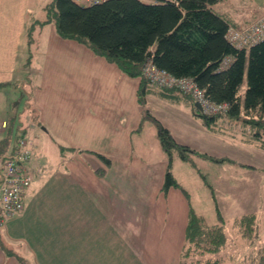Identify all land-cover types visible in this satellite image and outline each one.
Here are the masks:
<instances>
[{
  "label": "crops",
  "instance_id": "1",
  "mask_svg": "<svg viewBox=\"0 0 264 264\" xmlns=\"http://www.w3.org/2000/svg\"><path fill=\"white\" fill-rule=\"evenodd\" d=\"M79 3L89 5L84 1ZM213 9L226 19L231 27L240 29L264 14V0H221L213 6ZM21 11L16 26L19 30L23 29L25 7ZM17 14L19 15L20 11ZM34 21L35 18L32 23ZM4 22L6 21L1 17L0 26ZM37 30L43 37L50 33L58 40L60 38L51 24H46ZM21 33L20 30L18 37ZM60 45L64 57L71 56L72 59L78 60L77 56L74 57L78 53L76 43L62 41ZM78 45L81 47V44ZM46 54L51 55L47 52ZM32 57L33 55L26 63V69L30 68L32 72L28 76V81L34 88L31 91L27 90L29 93L27 102L29 103L33 98L30 115L37 119L32 123H37L40 130H35L33 126L29 129V125L20 122L17 131L19 135L15 142L12 144L9 135L7 140H0V148L8 154L15 147L17 139L23 137L32 145L30 161L33 157L38 158V166L35 170L30 168L34 173V179L24 196V211L9 220L6 227L0 230L2 244L0 264H179L185 250L184 235L188 203H185L184 224L180 231L175 226L179 224L170 223L169 228L163 226L164 220L172 218L176 220L177 215L173 204V211L168 212L171 203L161 189L164 180V161H162L164 152L159 140L156 139L155 143L159 150L155 161L144 158V156H153L152 153L138 151L136 154L131 143V135L140 125V118L126 117L118 108L114 117H109L108 112L103 110L102 117L99 118L100 113L93 111L94 103L89 104V109L84 111L85 104L73 99L76 91L79 90L78 92L81 93L87 87L84 86L83 78L78 77L77 73L76 81L78 79L79 85L60 86L61 98L53 103L52 89L48 95H44L50 75L45 70L44 73L39 71L40 80L35 81L37 75L35 70L31 69ZM80 57L82 58L80 64H83L84 56ZM107 63L106 60L105 62L100 60L96 65L107 68ZM16 65L12 67L13 72ZM113 67L114 84L120 81L125 84L133 81L132 94L136 91L137 95L140 79L137 78L138 81L128 79L115 65ZM61 74L68 76L66 72L60 71L59 75ZM103 74L105 73L93 76V82L99 81ZM148 93L169 103L182 105L193 115L190 102L173 95L175 93L165 94L155 86L148 87L146 96ZM133 104H136L135 108L138 111L135 95ZM89 114L92 119L90 126L78 125L76 116ZM104 114L106 117H103ZM2 124H6L5 121L0 123V127L4 128ZM240 125L245 130L246 125L243 122L220 118L216 124L218 128L214 131L225 136L226 129L240 128ZM106 126L112 128L115 133L123 131V135L115 136L114 150L103 151L104 143L101 145L99 140L86 138L82 141V130L85 131L83 134L88 136L91 133L97 135L100 131L104 133L103 140H109L106 136L108 133ZM168 130L171 133L169 128ZM248 130L251 138L242 137L239 143L263 149L252 137L253 131L251 134L250 129ZM13 131L14 129L11 128V133ZM29 133H31L30 138ZM172 136L177 137L174 133ZM175 140L179 142L177 138ZM89 141H94L96 147L88 145ZM179 143L187 145L189 140L186 143ZM119 148L125 151L120 153ZM93 152L110 160V165L104 167L103 173L97 172V169L103 166ZM149 185L148 193H144L141 186ZM131 190L137 194L141 191L143 197L147 194L149 199L146 198V210H141L138 197L132 200ZM8 250L13 255H9ZM16 255L25 263L17 260Z\"/></svg>",
  "mask_w": 264,
  "mask_h": 264
},
{
  "label": "rangeland",
  "instance_id": "2",
  "mask_svg": "<svg viewBox=\"0 0 264 264\" xmlns=\"http://www.w3.org/2000/svg\"><path fill=\"white\" fill-rule=\"evenodd\" d=\"M50 1L0 0V19L2 17L6 21L0 26V123L1 121L6 123L4 128L0 127V140H7L8 136L11 135L10 141L13 144L19 135L17 131L20 122L29 125V129L33 126L36 128L35 130H40L37 123H32L37 119L30 115L33 98L29 103L27 102L28 91L34 88L28 81V76L32 72H30V68L26 69V63L32 55L31 69H34L35 75H37L35 81L40 80L39 71L44 73L45 70L50 75L44 95H48L52 89L53 103L58 102L61 98L60 86L64 87L66 84L79 85L76 78L77 75L78 77L81 76L84 86L87 85L86 90L83 89L81 93L78 92L79 90L76 91L73 99L78 103L85 104L84 111L89 109V104L94 103L92 108L94 112L100 113L99 118L102 117L103 110L108 112L109 117H114L116 108L120 109L126 117L140 118V125L131 135V143L136 154L138 151L144 153L146 151L152 153L153 156H144L145 159L156 160L159 155V150L155 145L156 139L158 140L157 121L163 127L169 128L171 134H176L177 137L175 138L179 142L186 143L189 140L185 146L197 152L192 154L189 163L181 161L176 155L173 156L171 173L181 187L188 192L193 210L198 216L204 218L207 225L218 224L217 210H219L223 219L226 242L219 252L214 254H203L193 247H190L188 251V245H186L180 263L205 264L218 261L219 264H264V149L239 143L242 137L251 138L248 129L252 134L255 128L251 129L245 126L244 130L240 125V128L226 129L225 136H222L216 131H209L206 127H199L198 125H202V120L191 115L190 110L183 108L182 105L169 103L149 93L145 96L146 103L140 104L137 100L139 108L137 111L136 104H133L134 95L135 100L137 98L136 91L132 94L133 81H128L126 84L120 81L118 84H114L115 72H112L114 64L108 62L107 68L96 65V62L100 60L105 62L104 57L93 54L88 48H86L87 50L84 49L83 45H81L82 49L78 45L79 43L74 40L61 37L58 40L50 33L43 37L37 30L40 26L34 29L33 41L30 42L29 28L32 24L45 19L44 6ZM23 7H25L23 29H20L22 33L18 37L20 30L16 26L20 20ZM18 11H20L19 15L17 14ZM260 17L253 23L259 21ZM34 18L36 21L32 23ZM253 23L244 28H234V30L243 31ZM50 24L54 28L53 23ZM62 41H71L77 44L75 46L78 48V53L74 57L77 56L78 60L72 59L71 56L64 57L62 55L63 49L60 45ZM46 52L51 55L46 54ZM80 56H84L83 64H80L82 60ZM14 64H17V67L13 72ZM60 71L66 72L68 76L59 75ZM101 73L105 74L99 81L93 82L92 77ZM125 77L138 81L136 77L127 75ZM245 88L246 78L240 90L241 96L244 95ZM103 117H106L105 114ZM76 118L80 126L87 124L89 127L90 121L92 122L91 114L77 115ZM14 122L15 124L12 126ZM237 122L240 123L241 121ZM11 128L14 129L12 133ZM106 128H108L106 136L109 138L107 141L103 140L105 136L100 131L97 135L91 133L88 136L83 134L85 131L82 130L81 139L82 141L86 138L99 140L101 145L104 143L103 151L110 152L116 146L114 145L115 136L123 135V131L115 133L112 128L107 126ZM30 136L31 133L28 134L29 138ZM93 142L89 141L88 145L96 147ZM119 150L120 153L125 151L122 148ZM1 151L2 148H0ZM203 154L206 156H202ZM94 155L97 157L96 154ZM163 156L165 176L167 158L165 154ZM37 159L33 157L32 161L26 165L35 170L38 166ZM98 159L104 167V162L100 158ZM135 162L138 163V161ZM141 187L144 189V193H148L150 185ZM165 196L171 203L168 212L173 211V204L177 217L176 220L175 218L164 220L163 226L169 228L170 223L179 224V226H175L180 231L184 224V210L187 202L184 199L185 196L176 188H171ZM137 197L140 201L141 210H146V201L149 199L147 194L143 197L141 191L137 194L131 190L132 200H136ZM251 215L254 218L253 222L242 221L243 217ZM186 252L188 255H184Z\"/></svg>",
  "mask_w": 264,
  "mask_h": 264
},
{
  "label": "trees",
  "instance_id": "3",
  "mask_svg": "<svg viewBox=\"0 0 264 264\" xmlns=\"http://www.w3.org/2000/svg\"><path fill=\"white\" fill-rule=\"evenodd\" d=\"M220 1L102 0L86 5L79 0H51L45 5V19L32 24L28 36L32 42L37 26L42 28L53 23L59 37L76 41L116 65L125 75L139 78L137 100L140 104L145 103L148 87L154 86L142 77V69L150 60L158 70L175 79L193 81L209 101L227 104L225 114L209 116L195 107L190 96L183 97L175 89L159 88L165 94L175 93L173 95L188 100L193 115L202 120L204 127L214 131L220 118L241 121L255 128L252 137L264 149V39L243 47L231 43L228 32L233 27L213 9ZM224 61H227L226 66H223ZM245 78L246 88L241 96ZM156 124L158 140L167 158L161 189L166 195L171 188H176L188 202L185 247L188 245V251L193 247L203 254L217 253L226 242L219 210L218 224L207 225L193 210L188 192L171 173L173 156L189 163L192 154L197 152L177 142L158 121ZM93 153L104 162V167L110 165L107 157ZM4 156L2 150L0 159ZM104 167L97 172L103 173ZM253 220L252 215L242 219ZM7 253L13 255L9 250ZM15 258L25 263L21 257L16 255Z\"/></svg>",
  "mask_w": 264,
  "mask_h": 264
},
{
  "label": "built area",
  "instance_id": "4",
  "mask_svg": "<svg viewBox=\"0 0 264 264\" xmlns=\"http://www.w3.org/2000/svg\"><path fill=\"white\" fill-rule=\"evenodd\" d=\"M96 3L102 0H79ZM228 37L237 47H243L264 39V15L243 31L231 28ZM226 66L227 61H224ZM142 77L155 87L175 89L180 94L190 96L198 103L201 111L209 116L225 114L228 106L209 101L203 91L189 79H175L167 72L158 70L149 60L142 69ZM5 127V124L1 125ZM32 147L25 138H19L11 152L0 159V229L24 209V196L33 179V171L26 165L32 157Z\"/></svg>",
  "mask_w": 264,
  "mask_h": 264
},
{
  "label": "water",
  "instance_id": "5",
  "mask_svg": "<svg viewBox=\"0 0 264 264\" xmlns=\"http://www.w3.org/2000/svg\"><path fill=\"white\" fill-rule=\"evenodd\" d=\"M195 107H196L199 111H201V107H200V105H199L198 103H195Z\"/></svg>",
  "mask_w": 264,
  "mask_h": 264
},
{
  "label": "bare ground",
  "instance_id": "6",
  "mask_svg": "<svg viewBox=\"0 0 264 264\" xmlns=\"http://www.w3.org/2000/svg\"><path fill=\"white\" fill-rule=\"evenodd\" d=\"M183 96V95H182ZM186 96V95H185ZM184 97V96H183ZM188 97V96H187ZM224 117V116H223ZM215 122V121H214Z\"/></svg>",
  "mask_w": 264,
  "mask_h": 264
}]
</instances>
